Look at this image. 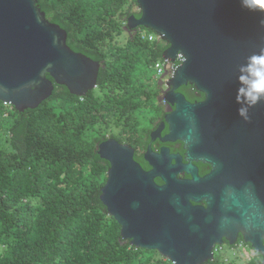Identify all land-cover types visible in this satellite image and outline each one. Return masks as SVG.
<instances>
[{
    "label": "water",
    "instance_id": "obj_1",
    "mask_svg": "<svg viewBox=\"0 0 264 264\" xmlns=\"http://www.w3.org/2000/svg\"><path fill=\"white\" fill-rule=\"evenodd\" d=\"M141 16H129L125 30L145 27L169 46L163 58L184 60L164 81L166 100L176 108L167 114L168 139H181L187 164L164 151L145 170L135 161V148L108 138L98 146L110 162L101 200L121 225V236L137 248L157 250L173 264H205L214 259L224 239L234 245L241 234L262 256L264 264V203L253 196L215 201L204 197L192 160L195 159L200 118L238 112L240 67L264 50V12L241 7V0H137ZM68 33L46 17L38 0H0V101L23 112L49 99L55 83L77 96L98 85L101 63L74 51ZM166 74V73H165ZM159 77V83L164 75ZM51 78H50V77ZM191 84L206 96L190 102L177 92ZM264 123V101L249 110ZM186 171L190 178L178 174ZM161 176L164 183L155 180Z\"/></svg>",
    "mask_w": 264,
    "mask_h": 264
},
{
    "label": "trees",
    "instance_id": "obj_2",
    "mask_svg": "<svg viewBox=\"0 0 264 264\" xmlns=\"http://www.w3.org/2000/svg\"><path fill=\"white\" fill-rule=\"evenodd\" d=\"M38 5L67 31L74 51L101 67L97 87L85 96L55 83L34 109L0 101V264H173L122 238L100 197L110 162L98 152L110 137L135 148V119L156 102L155 63L169 44L150 41L143 31H153L145 27L125 30L129 16H141L133 10L137 0ZM221 246L205 264L262 262L254 248L241 259L225 256Z\"/></svg>",
    "mask_w": 264,
    "mask_h": 264
},
{
    "label": "flooded vegetation",
    "instance_id": "obj_3",
    "mask_svg": "<svg viewBox=\"0 0 264 264\" xmlns=\"http://www.w3.org/2000/svg\"><path fill=\"white\" fill-rule=\"evenodd\" d=\"M163 80L159 83L155 95V105L140 113L135 119V161L145 170L153 168L155 156L164 151L167 158L178 155L183 164H187V149L181 139H168L170 125L166 116L176 106L169 103L165 95L170 90ZM190 102H202L206 96L193 85L186 84L177 88ZM245 120L238 112L228 111L217 115L213 120L200 118V131L192 164L196 168L203 200L199 203L207 207L204 197L211 196L215 201L230 196H253L264 203V123L259 118ZM181 178H190L191 174L181 171ZM163 184L161 176L155 178ZM240 234L234 245L224 239L223 245L232 247L241 243ZM248 244V243H247ZM250 245V244H248ZM216 253V252H215Z\"/></svg>",
    "mask_w": 264,
    "mask_h": 264
},
{
    "label": "clouds",
    "instance_id": "obj_4",
    "mask_svg": "<svg viewBox=\"0 0 264 264\" xmlns=\"http://www.w3.org/2000/svg\"><path fill=\"white\" fill-rule=\"evenodd\" d=\"M241 7L264 12V0H241ZM240 73L236 103L240 105L239 116L247 121L250 120L249 110L264 101V50L249 57L246 65L240 67Z\"/></svg>",
    "mask_w": 264,
    "mask_h": 264
},
{
    "label": "rangeland",
    "instance_id": "obj_5",
    "mask_svg": "<svg viewBox=\"0 0 264 264\" xmlns=\"http://www.w3.org/2000/svg\"><path fill=\"white\" fill-rule=\"evenodd\" d=\"M133 10H140L139 9V6L138 5H135ZM128 35V33L126 31H124L121 35L122 38H126ZM166 78H169L170 76V72H167L166 74ZM161 75L158 74L156 71H154V80L156 81L157 79H159ZM157 82V81H156ZM155 105V103H154ZM222 248V253L229 257V258H234L235 256H238L240 257L241 259L244 257H249L251 256L254 251H253V247H250L247 243H242V245H239V246H235V247H232V246H229V245H222L221 246Z\"/></svg>",
    "mask_w": 264,
    "mask_h": 264
},
{
    "label": "built area",
    "instance_id": "obj_6",
    "mask_svg": "<svg viewBox=\"0 0 264 264\" xmlns=\"http://www.w3.org/2000/svg\"><path fill=\"white\" fill-rule=\"evenodd\" d=\"M143 35L145 37H147L150 41H155V40H160L162 39L158 34H156L155 32H147V31H143ZM184 60V57L182 54H178L176 60L174 62H172L171 60L168 59H160L155 63V69L157 71L158 74L162 75L166 72H170L169 76H173L175 74V70L177 69V67L182 63V61ZM239 245H242V243H240ZM238 245V246H239ZM217 251V249H216Z\"/></svg>",
    "mask_w": 264,
    "mask_h": 264
}]
</instances>
